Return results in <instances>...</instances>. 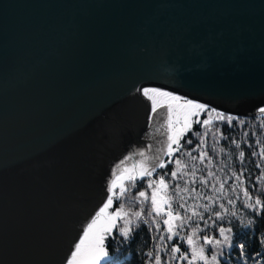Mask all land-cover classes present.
Here are the masks:
<instances>
[{"label": "water", "instance_id": "1", "mask_svg": "<svg viewBox=\"0 0 264 264\" xmlns=\"http://www.w3.org/2000/svg\"><path fill=\"white\" fill-rule=\"evenodd\" d=\"M149 88L260 114L264 0H0V264H65L116 165L163 157Z\"/></svg>", "mask_w": 264, "mask_h": 264}, {"label": "trees", "instance_id": "2", "mask_svg": "<svg viewBox=\"0 0 264 264\" xmlns=\"http://www.w3.org/2000/svg\"><path fill=\"white\" fill-rule=\"evenodd\" d=\"M210 110L213 109L206 107L201 117L196 118L201 123H195L194 120L192 127L180 138V150L172 154L165 167L157 168L156 173L148 177L152 181H159L161 176L164 177L165 183L169 185L166 196L172 203L174 214L179 203H184L188 209L187 212L185 209H179L180 216L186 220L182 229L181 221H174V231H178L179 235L173 236L171 240L167 239L170 233L167 231L168 226L163 223L167 216L164 212L157 216L152 211L151 198L156 185L149 188L147 182V186L139 187L143 179H137L138 187L134 188V200L139 202L143 198L138 195L141 191L146 193L147 199L143 207L137 206L136 210L124 211L128 214L126 219L130 221L127 237L120 232L122 220L106 237V251L112 258L109 264H154V260L147 255L149 252L153 253V256L158 254L161 264H188V260L171 259L172 255H180L171 253L174 246L180 247L189 260L192 259L194 246L204 248V256L210 264H215L212 262L213 255H216L218 264H264V209L244 207L245 202L254 204L258 197L264 201V159L260 155L261 149L264 148V115L241 118L223 113L226 117L237 119L231 124L226 120L213 119L211 125H204L202 122L208 118ZM189 140L191 143H188ZM189 152L197 159L192 160L185 155ZM241 152L244 153L243 158L240 157ZM201 153L205 154L202 162ZM177 159L182 162L180 169H177L175 163ZM193 165L197 168L195 177H192L190 172ZM173 171L178 172L175 179L171 175ZM209 171L214 174L211 178L208 177ZM185 172L187 175L181 174ZM237 175L241 177L240 180L236 179ZM201 178L208 181L207 185L200 183ZM193 179L195 183H192ZM221 183L224 184L223 193L219 192ZM177 185L181 190L178 197L175 195ZM233 186L235 191L232 190ZM186 187L194 189L200 196L195 197V193L190 195L182 191ZM245 190L249 192L250 200L244 196ZM209 197L213 199L210 201ZM230 199L232 203H229ZM118 200L115 198V203ZM205 205L210 211L204 210ZM193 210L202 214L203 219L193 216ZM136 212L141 213L140 218L134 215ZM216 212L220 213L221 219H217L214 214ZM197 225L199 230L193 238L195 244L189 246L183 238L191 235ZM220 228L231 229L230 232L224 233L229 237L228 242L224 241ZM204 236L220 240L221 244H205ZM195 261L194 264H204L203 260Z\"/></svg>", "mask_w": 264, "mask_h": 264}, {"label": "snow or ice", "instance_id": "3", "mask_svg": "<svg viewBox=\"0 0 264 264\" xmlns=\"http://www.w3.org/2000/svg\"><path fill=\"white\" fill-rule=\"evenodd\" d=\"M142 94L148 98L150 101H152V112L156 113L157 107L162 106V102L158 105L157 98H165L168 101L176 102V123L179 124L181 118L183 119V127L179 129H175V135H168L167 137V154H172L173 152L179 151L180 150V138L183 134L184 130H187L190 128L191 124L193 123L192 117L199 116V114L203 111L206 110V106L203 104L195 103L191 100H184L183 104H180L181 97L172 95L169 92H163L158 89H143ZM215 110H210L208 112V118L205 119L202 123L204 125H211L213 122V119L221 120L224 121L226 120L229 124L234 119H237L232 116H225L223 113H216L215 117H213V112ZM259 113L264 115V108H260ZM167 119L166 123L168 125V128L170 130H173V107L172 104H168L167 108ZM163 115V114H161ZM195 123H201L200 120H196ZM163 127V125H162ZM188 143H191L189 140ZM203 143V140L201 141ZM173 145H175V148H173ZM239 147V145H237ZM164 148L163 146L158 150V151H163ZM148 151H151V147L149 146ZM139 157L142 159L137 161V164L133 165V168L135 169L137 165L140 166V173L139 175L141 177L147 175L151 176L152 172L155 171L156 168H163L165 167L164 161L161 159L159 155H155L151 158V164L149 165V157L146 155V152L144 150H141L136 153ZM185 155L191 157L192 160H196V157H193L191 153H185ZM204 153H201L200 160L201 162L203 161L204 158ZM255 155V153H253ZM261 158L264 159V148L261 149ZM244 153H240V157L243 158ZM133 157L129 156L126 159L131 160ZM171 162V161H170ZM211 162V161H209ZM177 165V169H180L182 167V162L181 160L177 159L175 161ZM125 164V161H121L120 164L116 165V169L113 171V176L114 179L111 181V187L110 191L115 189L116 187H119L120 189V194L123 195L126 192V187L124 184V180L127 179L128 181H134L136 179L135 173H131L127 176H125V172L128 170L126 168H122V165ZM197 168L195 165H193L190 169L192 177H195ZM182 175H187V173H181ZM172 177L175 179L177 178L178 172L173 171L171 173ZM214 174L209 171L208 172V177L211 178ZM264 178V177H262ZM237 180H240L241 177L239 175L236 176ZM119 182V183H118ZM187 183V182H186ZM192 183H195V179H193ZM201 184L207 185L208 181L201 178L200 180ZM156 185V187L153 189L152 192V198H151V203H152V211L156 213L157 216H159L162 212L168 217L163 221L165 225H167V231L170 233L168 235L167 239L171 240L173 236H178L179 232L174 231L176 228V225L174 224V221L180 220V228H183V224L186 222L185 218H182L179 214V209H185V212L188 211V209L185 207L184 203H179L177 206V209L175 210L174 214V209L172 206V203L169 202V198L166 196L167 189L169 188V185L165 183L164 177L161 176L159 181H152L150 180L148 182V187L153 188V185ZM133 187L135 186L134 184L132 185ZM215 187V186H213ZM233 191H235V187L233 186L232 188ZM181 190L179 189V185H177V188L175 190V195L178 197L179 192ZM182 191L188 192L190 195L192 193H195L194 189H189V188H184ZM219 192L223 193L224 192V184H220ZM139 197H143L147 199L146 193L144 191L139 192ZM159 196V199H158ZM200 193H195V197H199ZM244 196L247 197L249 200L251 199V196L249 195V192L247 190L244 191ZM119 197H117L118 199ZM180 199H183V197H180ZM210 201L213 199L212 197L208 198ZM233 201L230 199L229 203H232ZM113 204V198L112 196H109L107 202L103 205V207L100 208V210L96 213V216L92 219L91 223H89L84 230L83 236L80 238L79 242L75 244V250L71 253L69 259L67 260V264H101V261H104L105 264H109L111 261V257L109 256L108 252L105 249L104 246V240H105V233H110L111 229L116 226V220L118 218H123L124 216H127V213L123 212V206H121V209L109 214L108 209L112 206ZM167 205V211L165 212L164 206ZM198 207V206H197ZM223 207V205H221ZM244 207H252V208H261L264 209V201H262L259 197L255 200L254 204H248L245 202ZM204 210L210 211L208 206H204ZM217 219H221V215L219 212L214 213ZM137 218H140L141 213L136 212L134 214ZM193 216H198L200 219H203V215L196 212L193 210L192 212ZM130 221L125 220V226L120 229L121 235L127 237L129 233V228L128 224ZM207 223V222H205ZM157 228H159V225H157ZM197 230H199V226L197 225L196 228L193 229V232L191 235H188L187 237H184L183 239L187 240V243L189 246H193L195 244L194 241V236L196 235ZM220 233L224 236V241L228 242L229 237L227 235H224L225 232H230L231 229H225V228H220L219 229ZM163 239V237H161ZM204 242L205 244H213L214 246H219L221 244L220 240H212L208 236H204ZM243 248V245L240 246ZM171 253L176 254L179 253L180 255L177 257L176 255H172L171 259H182V260H188V264H194V261L199 259L203 260L204 264H210L208 259L204 256V248H196L192 247V259H188V257L181 252L180 247L174 246L171 248ZM150 259L154 260V264H161V257L157 254L153 256V253L149 252L147 254ZM212 262H215V264H218L216 261V255L212 256Z\"/></svg>", "mask_w": 264, "mask_h": 264}, {"label": "rangeland", "instance_id": "4", "mask_svg": "<svg viewBox=\"0 0 264 264\" xmlns=\"http://www.w3.org/2000/svg\"><path fill=\"white\" fill-rule=\"evenodd\" d=\"M158 90H160V91H163V92H169V91H166V90H163V89H158ZM169 93H171V92H169ZM172 95H175V96H179V95H177V94H174V93H171ZM180 97V96H179ZM184 100H191V101H193V102H195V103H199V102H196V101H194V100H192V99H188V98H182L181 97V100H180V104H183V102H184ZM157 101H158V105L160 104V102H162V106H166L167 108H168V104H172V107H173V110H174V112H173V117H172V119H173V130H170L169 129V135H175L176 133H175V129H179V128H182L183 127V119L181 118V120H180V123L179 124H177L175 121H176V102H172V101H168V100H166L165 98H161V97H158L157 98ZM199 104H201V103H199ZM158 107H161V106H158ZM157 107V108H158ZM207 107V106H206ZM214 110V109H213ZM206 111V110H205ZM205 111H203V112H201L200 114H199V116H196V117H192V121L194 122V120H196V118H198V117H201V115L205 112ZM209 112V111H208ZM216 113H224V112H221V111H217V110H215L212 114L214 115H216ZM152 114H153V112H152V110H151V114H150V119H151V117H152ZM214 115V116H215ZM237 117H240V116H237ZM247 117H252V116H244V118H247ZM242 118V117H241ZM192 125H193V123L191 124V126H190V128L192 127ZM190 128H188L187 130H184L183 131V134H182V136L184 135V134H186V132L190 129ZM181 136V137H182ZM173 148H175V145H173ZM174 153V152H173ZM172 153V154H173ZM172 154H167V148H166V151H165V153H164V155H163V157L161 158L163 161H164V163H166L169 159H170V157L172 156ZM156 171H157V168L155 169V171H153L152 172V175L151 176H153L155 173H156ZM128 174H127V172H125V176H127ZM149 176H147V175H145V176H143V177H139V178H137L138 180L139 179H143V181L139 184V187H142V186H147V182H149L150 181V178H148ZM137 179H135L134 181H128L127 179H125L124 180V184H125V187H126V192L123 194V195H121L120 194V189H119V187H116L115 189H113V190H111V191H109V193H108V195H107V198H106V200L104 201V203L100 206V208L101 207H103V205L107 202V200H108V198H109V196H112V198H113V204H112V206L107 210L108 211V213L109 214H111V213H114V212H116V211H118V210H120L121 209V206H123V212L124 211H133V210H136L137 209V206H144L145 205V198H142L141 200H139V202L138 201H135L134 200V191L136 190V189H134L135 187H138V180ZM119 183V182H118ZM135 185L134 187L132 186V185ZM117 197H119L118 199V202H116L115 203V198H117ZM138 199H140V198H138ZM158 199H159V196H158ZM118 204V205H117ZM117 205V206H116ZM100 208L98 209V211L100 210ZM166 209H167V205H166V207H165ZM97 211V212H98ZM95 216H96V214H95ZM94 216V217H95ZM93 217V218H94ZM168 217H166L165 219H167ZM120 220H122V224H120L121 226H120V229L121 228H123L124 226H125V224H123V222H124V220H127L126 219V217L124 216L123 218H118L117 220H116V226L118 225V223L120 222ZM92 221V220H91ZM91 223V222H90ZM115 226V227H116ZM115 227H113L112 229H111V231H110V233H112L113 232V230H114V228ZM110 233H105V237H107ZM83 236V235H82ZM81 236V237H82ZM80 240V239H79ZM79 242V241H78ZM105 242H106V238H105V240H104V246H105ZM105 249H106V246H105ZM75 250V247H74V249H73V251ZM72 251V252H73ZM71 252V253H72ZM71 255V254H70ZM70 257V256H69ZM69 257H68V259H69ZM67 259V260H68ZM67 260H66V262H65V264H67ZM104 261H101V263H103ZM195 263H196V261H195Z\"/></svg>", "mask_w": 264, "mask_h": 264}, {"label": "bare ground", "instance_id": "5", "mask_svg": "<svg viewBox=\"0 0 264 264\" xmlns=\"http://www.w3.org/2000/svg\"><path fill=\"white\" fill-rule=\"evenodd\" d=\"M209 108H211V107H209ZM213 109V108H212ZM215 110V109H214ZM217 111H219V110H217ZM222 112V111H221ZM255 112H259V111H255ZM224 113H226V112H224ZM227 114H229V113H227ZM230 115H233V114H230ZM258 115H260V114H258ZM234 116H236V115H234ZM255 116V115H254ZM146 127V125L142 128H140L138 131H136L135 133H134V137L136 138V137H139V135H137V133H139L140 131H142L144 128Z\"/></svg>", "mask_w": 264, "mask_h": 264}, {"label": "flooded vegetation", "instance_id": "6", "mask_svg": "<svg viewBox=\"0 0 264 264\" xmlns=\"http://www.w3.org/2000/svg\"><path fill=\"white\" fill-rule=\"evenodd\" d=\"M152 89H154V88H152Z\"/></svg>", "mask_w": 264, "mask_h": 264}]
</instances>
